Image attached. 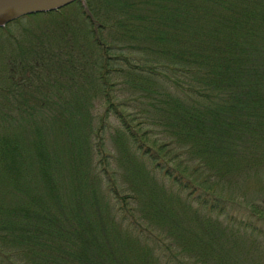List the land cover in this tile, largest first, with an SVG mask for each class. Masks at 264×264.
<instances>
[{
  "label": "trees",
  "instance_id": "trees-1",
  "mask_svg": "<svg viewBox=\"0 0 264 264\" xmlns=\"http://www.w3.org/2000/svg\"><path fill=\"white\" fill-rule=\"evenodd\" d=\"M263 156L264 0H76L0 28V264L227 262L220 218L262 232L221 188Z\"/></svg>",
  "mask_w": 264,
  "mask_h": 264
},
{
  "label": "rangeland",
  "instance_id": "rangeland-1",
  "mask_svg": "<svg viewBox=\"0 0 264 264\" xmlns=\"http://www.w3.org/2000/svg\"><path fill=\"white\" fill-rule=\"evenodd\" d=\"M34 20L37 22L36 19ZM36 22L31 21V27L33 29L36 25ZM6 25L7 24H5L4 26ZM12 29L13 27L11 28V30ZM93 106L97 109L98 113H101L99 110L103 111L104 109V107L102 106V99L100 97H97L93 101ZM110 123L112 125L116 124L113 118L110 119ZM104 138L105 148L108 147L109 151L116 150L114 143H111L110 140V131L106 132ZM63 143V141L56 138V141L52 142V148L50 149L53 153L56 154V157H58V163L60 162L62 166V173L66 174L67 169L69 168V164L72 161L70 160L71 157L69 153L67 154L66 152H64L65 143ZM260 160H264V156ZM113 166L119 169L120 163L117 166V163L115 162ZM245 175L246 176L241 180H238L237 183H235L236 180L230 182V186H223L222 184H220L221 187L223 186V189L221 188L220 193L223 198H225L226 200H230V206L228 207L229 213L232 214L234 218L252 220L253 224L261 230L262 235L249 236L248 233H243L242 229L240 230V232H238L236 228L234 229L230 227V225L224 223V219L220 218V222L223 225V235L220 239V242L227 248V250L224 251V255H228L229 253L228 261L221 262L220 264H264V218L257 221L255 218L247 217L249 214L246 212V209L248 207H251L252 204L254 206L259 205L263 210L262 216H264V166L261 168L253 169L252 171L249 170ZM65 178L66 175L64 176V179ZM60 186L62 188L63 195H68L70 193L68 184L64 183L63 185L61 183ZM88 215L91 218L90 214H86V216Z\"/></svg>",
  "mask_w": 264,
  "mask_h": 264
},
{
  "label": "water",
  "instance_id": "water-1",
  "mask_svg": "<svg viewBox=\"0 0 264 264\" xmlns=\"http://www.w3.org/2000/svg\"><path fill=\"white\" fill-rule=\"evenodd\" d=\"M74 1L76 0H0V27L21 16L52 11Z\"/></svg>",
  "mask_w": 264,
  "mask_h": 264
},
{
  "label": "bare ground",
  "instance_id": "bare-ground-1",
  "mask_svg": "<svg viewBox=\"0 0 264 264\" xmlns=\"http://www.w3.org/2000/svg\"><path fill=\"white\" fill-rule=\"evenodd\" d=\"M80 1V0H79ZM82 2V1H81Z\"/></svg>",
  "mask_w": 264,
  "mask_h": 264
}]
</instances>
